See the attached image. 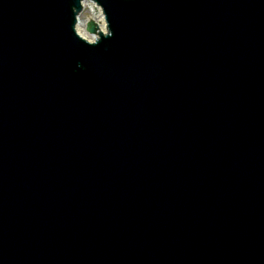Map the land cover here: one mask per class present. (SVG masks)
<instances>
[{
    "label": "water",
    "instance_id": "obj_1",
    "mask_svg": "<svg viewBox=\"0 0 264 264\" xmlns=\"http://www.w3.org/2000/svg\"><path fill=\"white\" fill-rule=\"evenodd\" d=\"M80 1L0 0V264H264V0Z\"/></svg>",
    "mask_w": 264,
    "mask_h": 264
},
{
    "label": "bare ground",
    "instance_id": "obj_2",
    "mask_svg": "<svg viewBox=\"0 0 264 264\" xmlns=\"http://www.w3.org/2000/svg\"><path fill=\"white\" fill-rule=\"evenodd\" d=\"M82 5L83 7H87L90 13L88 14L87 18L82 19L81 16L77 18L76 23H75V30L81 37L85 38L86 40L94 41L98 37V35L89 33L85 29L86 21L89 20L88 18L94 19L99 25V30L102 33H106L105 20H104L102 13L99 10H96L97 6L95 5L93 1L83 0Z\"/></svg>",
    "mask_w": 264,
    "mask_h": 264
},
{
    "label": "rangeland",
    "instance_id": "obj_3",
    "mask_svg": "<svg viewBox=\"0 0 264 264\" xmlns=\"http://www.w3.org/2000/svg\"><path fill=\"white\" fill-rule=\"evenodd\" d=\"M89 13H90V12L88 11V8L85 7V10H84L83 13H82V17H83V18H86V17L88 16Z\"/></svg>",
    "mask_w": 264,
    "mask_h": 264
}]
</instances>
